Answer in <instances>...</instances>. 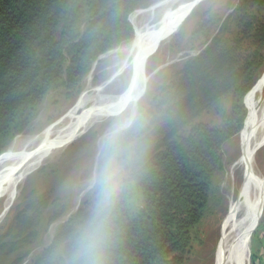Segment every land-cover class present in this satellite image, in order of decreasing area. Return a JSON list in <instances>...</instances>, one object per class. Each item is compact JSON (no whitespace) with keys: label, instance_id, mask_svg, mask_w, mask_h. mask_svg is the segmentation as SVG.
Returning a JSON list of instances; mask_svg holds the SVG:
<instances>
[{"label":"trees","instance_id":"16d2710c","mask_svg":"<svg viewBox=\"0 0 264 264\" xmlns=\"http://www.w3.org/2000/svg\"><path fill=\"white\" fill-rule=\"evenodd\" d=\"M145 2L0 0V149L25 131L49 93L64 89L74 99L102 56L134 41L129 19ZM232 27L237 42L229 40ZM207 28L203 22L196 34ZM263 49L264 0H240L165 91L163 122L140 112L129 133L139 127L130 138L142 156L120 194L96 211L79 210L32 264H184L225 168L224 147L245 127ZM228 95L223 128L194 122ZM263 225L264 216L252 235V264L264 253V235L253 246Z\"/></svg>","mask_w":264,"mask_h":264},{"label":"rangeland","instance_id":"374dc122","mask_svg":"<svg viewBox=\"0 0 264 264\" xmlns=\"http://www.w3.org/2000/svg\"><path fill=\"white\" fill-rule=\"evenodd\" d=\"M160 1L166 0H147L135 12L147 10L158 5ZM239 2L240 0H203L185 22L178 24L177 31L162 42L149 59L146 69L149 83L145 97L137 105V117L130 127L114 130L107 142H100L112 126L124 121V117L111 118L96 124L80 139L46 161L19 185L17 196L4 217L2 214L6 198L0 197V264H32L51 245L59 230L77 216L79 210L93 212L114 201L122 191L124 181L138 167L137 163L142 156V148H137L136 139L130 138L137 136L139 127L135 128L133 134L129 133L140 112L146 110L153 113L158 122H163L162 106L166 99L165 91L173 82L183 78L188 62L198 57L208 47L224 22L233 15ZM203 22L206 23L207 30L203 34H196ZM176 23L177 21L174 24ZM230 23L227 30L230 29ZM132 27L136 31L134 24ZM207 31L209 37L204 35ZM231 32L233 34L229 40L237 42L241 39L237 35L238 29L232 27ZM252 48V42L245 46L246 50ZM118 49L102 56L96 62L93 71L84 80L81 91L74 99L67 98L64 89L49 93L25 131L2 145L0 157L12 150L19 139H34L68 115L81 97L88 93V88H91L92 95H95L98 89L107 87V97L118 95L127 89L133 68L120 74L116 67L124 58L116 53ZM261 53L264 57V49ZM133 61L134 58L130 60L131 65ZM263 76L264 67L257 74L254 91ZM154 99L156 103H153ZM251 100L252 97L249 101L247 119L253 113ZM231 107L232 95H228L210 104L194 122L221 129L225 122L224 116L230 113ZM147 124L151 125V122ZM127 134L129 138L124 139ZM240 134L224 147L225 168L216 179L210 207L193 232V243L189 253L184 257V264H215L216 245L228 213L229 195H234L238 199L241 193L243 170L240 168L241 171L235 170L228 180L231 168L241 155ZM256 165L258 171L263 173L264 148L257 154ZM263 216L264 211L260 221ZM263 235L264 225L255 236L253 245L255 249L259 247ZM263 257L264 253L261 252L257 264H262L260 262ZM251 258L249 264H252Z\"/></svg>","mask_w":264,"mask_h":264},{"label":"bare ground","instance_id":"6f19581e","mask_svg":"<svg viewBox=\"0 0 264 264\" xmlns=\"http://www.w3.org/2000/svg\"><path fill=\"white\" fill-rule=\"evenodd\" d=\"M202 1L166 0L147 10L135 12L130 17V22L136 27L135 39L116 51L124 58L116 67L120 74L133 68L127 89L107 97V87L98 89L95 95L88 88V93L81 97L68 115L34 139H19L12 150L0 157V197L6 198L2 217L9 212L21 183L96 124L124 117V121L112 126L108 134L106 131L107 135L100 142L106 141L114 130L131 126L137 117V105L145 97L149 83L146 69L151 55L177 31L178 24L185 22ZM132 58L134 61L131 65ZM259 80L251 100L253 113L240 134L241 155L228 176L230 180L235 170H243L241 193L237 200L236 196L229 195L228 213L216 245L215 264L250 263L252 235L264 211V172L260 173L256 165L257 154L264 148V76Z\"/></svg>","mask_w":264,"mask_h":264},{"label":"crops","instance_id":"0c3cea01","mask_svg":"<svg viewBox=\"0 0 264 264\" xmlns=\"http://www.w3.org/2000/svg\"><path fill=\"white\" fill-rule=\"evenodd\" d=\"M263 261H264V257H263V259H262V261L260 263L264 264Z\"/></svg>","mask_w":264,"mask_h":264}]
</instances>
